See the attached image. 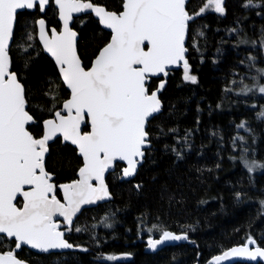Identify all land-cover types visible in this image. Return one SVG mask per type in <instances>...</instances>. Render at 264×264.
<instances>
[{
    "label": "trees",
    "instance_id": "1",
    "mask_svg": "<svg viewBox=\"0 0 264 264\" xmlns=\"http://www.w3.org/2000/svg\"><path fill=\"white\" fill-rule=\"evenodd\" d=\"M85 1L117 13L123 10L124 0ZM245 3L224 0L225 14L208 9L190 21L187 58L197 83L183 80L182 67L165 77L163 109L148 124L151 147L136 177L124 180L119 164L108 177L113 199L84 210L72 231L62 227L65 238L78 246L75 251L36 254L2 240L0 253L12 250L28 264H204L249 237L264 248V171L251 174L243 166L245 158L264 162V118H258L264 112V95L242 92L244 85L255 87L254 77L264 85L257 71L264 69V0H253L259 7H244ZM205 4L206 0H191L187 10L197 13ZM39 18L60 29L49 0L42 12L18 15L10 49L11 71L25 87L28 111L35 120L29 131L36 138L43 135L44 121L60 111L70 95L37 40ZM73 27L79 34L81 59L89 68L111 34L92 15H81ZM160 80H149L150 92ZM242 123L245 127H238ZM81 166L71 145L58 139L50 146L46 169L58 199L59 186L76 180ZM164 231L188 234L191 242L145 252L140 240ZM118 253H129L132 260L107 259Z\"/></svg>",
    "mask_w": 264,
    "mask_h": 264
},
{
    "label": "snow or ice",
    "instance_id": "2",
    "mask_svg": "<svg viewBox=\"0 0 264 264\" xmlns=\"http://www.w3.org/2000/svg\"><path fill=\"white\" fill-rule=\"evenodd\" d=\"M186 3L187 0H125L123 10L117 13L85 0H54L63 31L52 28L49 36L45 20L40 19L39 39L59 65L71 98L62 105L65 114L56 111L55 119L44 121L42 137L36 138L27 127L35 120L27 110L25 87L11 71L9 45L14 40L18 15L26 10L42 12L49 0H0V242L11 240L16 250L26 245L42 253L78 247L65 239V232L59 230L54 218L63 217L66 230L72 231L74 218L83 205L111 198L105 183L109 169L124 162L122 178L136 175L150 147V118L163 107L158 95L163 83L159 90L150 93L148 81L161 74L166 77L170 68L182 67L183 80L196 84L197 77L191 74L186 55L189 22L208 9L225 14L224 0H206L205 6L194 14L186 10ZM243 6L260 5L247 0ZM89 10L111 30L112 36L93 66L85 70L77 54V33L69 23L73 13ZM27 38L34 39L31 35ZM257 71L264 76V69ZM253 79L255 87L244 85L242 92L255 90L264 95V85L258 78ZM258 118H264V112L258 113ZM82 125L90 130L82 131ZM57 136L76 145L83 158L79 179L59 186L63 203L57 198V186L45 167L49 142ZM257 167L264 168V164L252 162L248 170ZM93 181L97 183L94 185ZM17 197H22V204ZM74 230L81 231L79 227ZM187 239L186 234L164 231L160 239H149L148 245L156 250L165 241ZM256 243L249 237L244 246L216 256L212 264H222L233 257L264 260V248L248 247ZM0 264L25 262L8 250L0 254Z\"/></svg>",
    "mask_w": 264,
    "mask_h": 264
},
{
    "label": "water",
    "instance_id": "3",
    "mask_svg": "<svg viewBox=\"0 0 264 264\" xmlns=\"http://www.w3.org/2000/svg\"><path fill=\"white\" fill-rule=\"evenodd\" d=\"M52 1H53V5H54L55 9L57 10V20H58V22L60 23V29H59V30L56 29V30H57L58 32H61V31H63V21H62V20L60 19V17H59V9H58V7L55 6V4H54V0H52ZM190 1H191V0H187V3H186V10H187V6H188V4L190 3ZM85 2H90V1H85ZM124 2H125V0H124ZM91 3H92V2H91ZM94 5H96V4H94ZM96 6H101V5H96ZM47 7H48V6H46L45 9H46ZM101 7H104V6H101ZM104 8H105V7H104ZM105 9H106V8H105ZM106 10H107V9H106ZM108 11H109V10H108ZM81 15H92V16L94 17V19H95L96 21H98L100 27H101L103 30L109 32V33L111 34V36H112V32H111V30L105 28L104 25L101 24V23L99 22V17H97V16L95 15L94 12H91V11L89 10V11L81 12V13H73V14H72V20H71L70 23H69V27H70L73 31H75V32L77 33V54L79 55L80 59H81V56H80L79 49H78L79 34H78V32L74 29L73 26H74L75 20H76L78 17H80ZM40 19H44V18H39V19L36 21V36H37V40H38V42L40 43V45H41V47H42L44 53H45V54H46V55H47V56L53 61V63L55 64V66H56V68H57V71H58V73H59V75H60L61 81L63 82L65 88L67 89V91H68L69 94H70V95H69V98L67 99V100H69V99L71 98V90L67 87L66 83H65L64 80H63V76H62V74L60 73V70H59V65H57V63H56V61H55V58H54L50 53H48V52L44 49L43 42L40 41V39H39V24H38V21H39ZM44 20H45V19H44ZM189 24H190V22H189ZM45 25H46V31H48V34H49V36H50V35H51L50 29H52L53 27H49L48 24H47V22H46V20H45ZM15 29H16V27H15ZM15 29H14V35H15ZM111 36H110V40H111ZM110 40H109V42H110ZM109 42H108V43H109ZM187 42H188V38H187L186 41H185V46H186V47H187ZM12 44H13V42H11L10 45H9V55H10V49H11V47H12ZM106 45H107V44H106ZM106 45H105V46H106ZM105 46H104V47H105ZM102 49H103V48H102ZM102 49H101V50H102ZM146 50H147V49H146ZM99 52H100V51H99ZM98 54H99V53H98ZM186 55H188V53H187ZM97 56H98V55H97ZM97 56H96V57H97ZM10 57H11V56H10ZM95 59H96V58H95ZM95 59L93 60L91 66H90L89 68H85V70H89V69L93 66ZM81 61H82V59H81ZM82 65L84 66L83 61H82ZM84 67H85V66H84ZM179 68H181V67L170 68V69L168 70V73H169V72H172V71H174V70H177V69H179ZM12 72H13V71H12ZM14 73H15V72H14ZM15 74H16V73H15ZM16 75H17V74H16ZM17 77H18V76H17ZM155 78H157V79L159 78V79H161V80H160V82H159V84H158V87H157L155 90H153V91H157V90H159V86H160L161 83H163V85H164L163 89L158 91L159 98L161 99V94H162L163 90H164L165 87H166L167 81H166L165 76H164L163 74H161V75H159V76L152 77L151 79H155ZM148 82H149V81H148ZM150 93H151V92H150ZM67 100H66V101H67ZM161 100H162V99H161ZM66 101H64V102H66ZM162 103H163V102H162ZM62 105H63V104H62ZM162 109H163V107H162ZM27 110H28V107H27ZM60 112H61L62 115L65 114V113H64V110H63V107H62V109L60 110ZM161 112H162V110H161ZM161 112H160V113H161ZM160 113L156 114L153 118H155L156 116H158ZM153 118H150V121H151ZM49 119H55V116H53L52 118H49ZM49 119H47V120H49ZM45 121H46V120H45ZM32 124H33V123H32ZM32 124H29V125L27 126V127H28V130H29V127H30ZM147 127H148V126H147ZM84 129H85V126L82 125V131H85ZM88 130H90V129H88ZM43 133H44V123H43ZM41 137H42V136H41ZM41 137H39V138H41ZM58 139H60L61 142H62L64 145H65V144H68V145H71L72 147H74V148L77 150L78 155L80 156V154H79V150H78V148H77L76 145L71 144L70 141H64L63 138H62V136H57L53 141H50V142H49V153L47 154V156H46V158H45V167H46V160H47V158H48V156H49V154H50V146H51L56 140H58ZM149 141H150V137H149ZM150 147H151V141H150ZM150 147H149L148 149H150ZM148 149H146V151H147ZM80 157H81V156H80ZM145 157H146V154H145ZM145 157H144V161H145ZM81 159H82V166H81V167H83V158L81 157ZM144 161H143V163H144ZM143 163H142L141 165L138 166V169H137V173H136V175L138 174V172H139L141 166L143 165ZM118 164L122 165V168H123L124 166H126L124 162H118ZM81 167H80V168H81ZM122 168H121V173H122ZM116 170H117V168L109 169L108 172L105 173V183L108 185V190H109V192H110V194H111V198H110V199H105V200H102V201H98V202L95 203V204H91V205H83L82 208H81L80 213H78L77 216L74 218L73 225H74V223L76 222L77 218L82 214V212H83L84 210L91 209V208H96V207H98L99 205H103V204H105V203H107V202H109V201H111V200L113 199V194H112L111 189H110V186H109V184H108V177H109L111 174L115 173ZM46 171H47V169H46ZM136 175H134V176H132V177H128V178H123V179L126 180V181H131V180H133V179L136 177ZM78 179H79V170H78V173H77V179H76V180H78ZM74 181H75V180H74ZM74 181H72V182H74ZM72 182H69V183H72ZM96 183H97L96 181H93V184H94V185H95ZM65 184H68V183H65ZM62 185H63V184H62ZM59 188H60V187H59ZM26 190H27V186H26ZM60 191H61V198H62V199H61V202L63 203V202H64V200H63V192H62L61 189H60ZM19 199H21V201H22V197H17V200H19ZM54 219H55V222L58 223V224L60 225V228H59L60 231H62V226H63V225H64L65 228H67V222L64 220L63 217L57 216V217H55ZM73 225H72V227H73ZM169 232H171V231H169ZM172 233H173V234H176V235H184V234H185V233H180V234H178V233H174V232H172ZM186 235L188 236V234H186ZM161 237H162V234H161L158 238H151V239H157V240H158V239H160ZM65 239H66V238H65ZM148 240H149V239H145V240H143V242L146 244L145 251H146L147 253H157V252L161 251L162 249H164V248H166V247H169V246H176V245H179V244H188V243L191 242V240L189 239V236H188V239H187V240H180V241H165L163 244L158 245L157 248H156V250H153V249H151V248L149 247V245H148ZM256 242H257V241H256ZM245 244H246V243H245ZM245 244L231 247V248H229V249L226 250V251H229V250H231L232 248H235V247L244 246ZM256 246H258V243H256V245H248L249 248H254V247H256ZM21 248H26V249H28V250H30V251L36 253V254H59V253H69V252H73V251H75V247H74L73 249H58V250H52V251H50L49 253H42V252H39L38 250L31 249L29 246H26V245H25V246H22ZM224 252H225V251H224ZM224 252H223V253H224ZM223 253H221V254H219V255H222ZM0 254H3V253H0ZM219 255H216V256H219ZM114 256L117 257V259L114 260V261H115V262H119V263H125V262H128V261H131V260H132V255L129 254V253H118V254H115ZM216 256L212 257L211 259H209V260H208L206 263H204V264H212V262L214 261V259H215ZM19 259H20V258H19ZM22 261H23V260H22ZM24 262H25V261H24ZM236 263H248V264H259V263H262V264H264V260L257 259L256 261H250V260H247L246 258L233 257V258H230V259L227 260V261H223V262H222V264H236ZM25 264H28V263L25 262Z\"/></svg>",
    "mask_w": 264,
    "mask_h": 264
},
{
    "label": "rangeland",
    "instance_id": "4",
    "mask_svg": "<svg viewBox=\"0 0 264 264\" xmlns=\"http://www.w3.org/2000/svg\"><path fill=\"white\" fill-rule=\"evenodd\" d=\"M252 162H256L257 164H264V162H258V161L254 160V159L245 158L243 160V166L249 173H251V174H259V173H262L264 171V168H260V167L255 168L253 171H249L248 168H249V165Z\"/></svg>",
    "mask_w": 264,
    "mask_h": 264
},
{
    "label": "flooded vegetation",
    "instance_id": "5",
    "mask_svg": "<svg viewBox=\"0 0 264 264\" xmlns=\"http://www.w3.org/2000/svg\"><path fill=\"white\" fill-rule=\"evenodd\" d=\"M62 199V198H61ZM64 227V225L62 226ZM159 237V236H158ZM158 237H149V238H145V239H151V238H158ZM144 239V240H145ZM140 242H142L144 244V250H145V247H146V244L143 242V240H140ZM146 252V251H145Z\"/></svg>",
    "mask_w": 264,
    "mask_h": 264
}]
</instances>
